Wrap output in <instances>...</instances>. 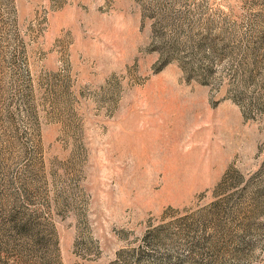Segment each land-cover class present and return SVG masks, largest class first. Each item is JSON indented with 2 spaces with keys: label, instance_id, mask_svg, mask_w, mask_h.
Segmentation results:
<instances>
[{
  "label": "rangeland",
  "instance_id": "rangeland-1",
  "mask_svg": "<svg viewBox=\"0 0 264 264\" xmlns=\"http://www.w3.org/2000/svg\"><path fill=\"white\" fill-rule=\"evenodd\" d=\"M0 264H264V0H0Z\"/></svg>",
  "mask_w": 264,
  "mask_h": 264
}]
</instances>
